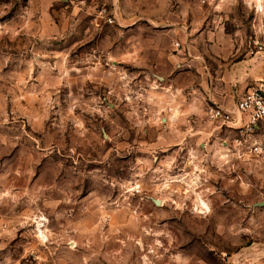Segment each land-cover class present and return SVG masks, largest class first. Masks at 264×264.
Here are the masks:
<instances>
[{
    "label": "rangeland",
    "instance_id": "1",
    "mask_svg": "<svg viewBox=\"0 0 264 264\" xmlns=\"http://www.w3.org/2000/svg\"><path fill=\"white\" fill-rule=\"evenodd\" d=\"M219 33L264 46V0H0V264H264V159L191 63Z\"/></svg>",
    "mask_w": 264,
    "mask_h": 264
},
{
    "label": "crops",
    "instance_id": "2",
    "mask_svg": "<svg viewBox=\"0 0 264 264\" xmlns=\"http://www.w3.org/2000/svg\"><path fill=\"white\" fill-rule=\"evenodd\" d=\"M196 42L200 51L193 52L191 58H196V60H192L191 63L194 62L197 72L204 75V80H207L208 71L205 73L206 67H203V58H211L215 62L214 69L212 67V75L209 78V86H207V82L204 86L207 91L204 98L210 105L233 110L235 101L240 95L257 82L264 81V51L254 56L249 51L239 54V50L232 48V42L221 36L220 33L217 43L214 42L210 49L204 47L203 36H197ZM238 55H240L239 58ZM195 111L199 110L195 109ZM203 130L199 132H208ZM221 131L219 127H216L209 134L216 137L222 133Z\"/></svg>",
    "mask_w": 264,
    "mask_h": 264
},
{
    "label": "built area",
    "instance_id": "3",
    "mask_svg": "<svg viewBox=\"0 0 264 264\" xmlns=\"http://www.w3.org/2000/svg\"><path fill=\"white\" fill-rule=\"evenodd\" d=\"M106 22L111 24L112 19ZM248 46L252 56L264 51V46L255 40L250 41ZM174 48L175 51H183L185 46L176 42ZM205 117L219 124L220 129L234 132L230 141L233 147L239 149L236 151L238 158L254 156L264 159V81L257 82L240 95L233 110L209 105ZM224 146H227V141H224Z\"/></svg>",
    "mask_w": 264,
    "mask_h": 264
},
{
    "label": "water",
    "instance_id": "4",
    "mask_svg": "<svg viewBox=\"0 0 264 264\" xmlns=\"http://www.w3.org/2000/svg\"><path fill=\"white\" fill-rule=\"evenodd\" d=\"M154 204H155L156 206H159V205H160V202L157 200V201H154Z\"/></svg>",
    "mask_w": 264,
    "mask_h": 264
},
{
    "label": "bare ground",
    "instance_id": "5",
    "mask_svg": "<svg viewBox=\"0 0 264 264\" xmlns=\"http://www.w3.org/2000/svg\"><path fill=\"white\" fill-rule=\"evenodd\" d=\"M203 206H205V204L203 202H201Z\"/></svg>",
    "mask_w": 264,
    "mask_h": 264
}]
</instances>
